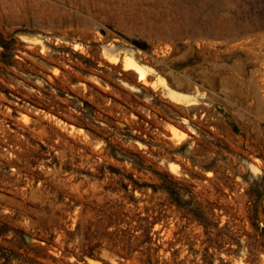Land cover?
Here are the masks:
<instances>
[{
    "label": "rangeland",
    "instance_id": "1",
    "mask_svg": "<svg viewBox=\"0 0 264 264\" xmlns=\"http://www.w3.org/2000/svg\"><path fill=\"white\" fill-rule=\"evenodd\" d=\"M0 264H264V0H0Z\"/></svg>",
    "mask_w": 264,
    "mask_h": 264
},
{
    "label": "bare ground",
    "instance_id": "2",
    "mask_svg": "<svg viewBox=\"0 0 264 264\" xmlns=\"http://www.w3.org/2000/svg\"><path fill=\"white\" fill-rule=\"evenodd\" d=\"M124 65H125V68L126 69L134 70L138 74L139 80H142L143 81V80H146L147 79L146 78V76H148L147 75L148 74L147 68L145 66L139 64L135 58L130 57V56H125V58H124ZM163 81H165V80H163ZM171 97L173 99L177 100V101H180V102H182L183 100H186L188 98V96H186V95H181V94H177V93H174V94L171 93ZM192 105H195V104H192Z\"/></svg>",
    "mask_w": 264,
    "mask_h": 264
}]
</instances>
